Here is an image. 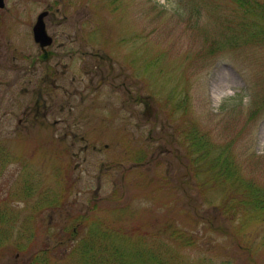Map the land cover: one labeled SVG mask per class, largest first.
<instances>
[{"label": "rangeland", "instance_id": "1", "mask_svg": "<svg viewBox=\"0 0 264 264\" xmlns=\"http://www.w3.org/2000/svg\"><path fill=\"white\" fill-rule=\"evenodd\" d=\"M49 7V33L64 25L71 38L103 48L118 69L137 80L140 96L150 98L151 109L141 102L137 122L126 120L120 97L113 108L108 106L103 145H110L104 160L111 170L103 176L59 174L51 121L32 137L25 130L14 131L15 121L0 124V142L6 145L0 155V204L16 207L21 222L40 228L34 250L44 246L48 226L63 234L70 222L67 227L75 226L82 237L84 225L78 221L89 210L129 235L157 234L167 224L174 225L168 234L176 226L184 229L197 242L181 250L180 264H264V220L242 224L217 212L220 195L207 202L204 189L195 188L181 139L193 123L218 143L236 140L238 155H264V109L251 122L246 105L264 83V48L208 53L211 40L220 41L226 27L239 22L235 2L6 0L0 9V43L11 39L13 46L24 48L25 35ZM238 95L244 96L245 106L233 115L230 98ZM61 159L64 164L71 160ZM138 163L145 166L125 171ZM27 190L34 195L24 198ZM55 194L61 199L57 211L41 215L36 206L51 203ZM16 254L20 252L4 254L0 264L26 259L17 260Z\"/></svg>", "mask_w": 264, "mask_h": 264}, {"label": "trees", "instance_id": "2", "mask_svg": "<svg viewBox=\"0 0 264 264\" xmlns=\"http://www.w3.org/2000/svg\"><path fill=\"white\" fill-rule=\"evenodd\" d=\"M233 1L239 10L237 13L241 14H237L240 20L226 27L220 41L211 40L208 48L211 55L226 50L238 52L254 47L264 48V0ZM230 101L235 103L230 111L233 115L245 106L244 96L238 95ZM225 104L220 107L222 110ZM246 105L248 121L252 122L264 109V83L260 91L252 93ZM181 139H184L188 169L195 188L198 192L204 189L207 202L208 198L214 200L215 195H220L217 212L233 222L240 220L242 224L260 221L261 218L264 220V155L246 152L238 155L236 140L218 143L193 123ZM0 155H4L2 149ZM32 190H27L23 197H32ZM55 196L51 203L43 201L46 204L36 206L41 215L46 211H57L61 199L59 194ZM66 216L70 217L69 211H66ZM83 217H86L87 223L82 237L75 233L73 226L66 225L61 230L63 234H57L53 231L55 227L48 226L44 246L34 250L36 232L38 234L40 228L31 227L30 221L21 222L16 207L0 204V258L7 253L20 252L16 254L17 260L20 256L26 257L21 264H180L181 250L197 242L193 235H188L178 226L168 234L173 224L165 225L157 234L129 235L112 222L98 219L95 214H84ZM151 238L153 241L149 242ZM52 240L54 244H51ZM179 241L184 244L179 245Z\"/></svg>", "mask_w": 264, "mask_h": 264}, {"label": "flooded vegetation", "instance_id": "3", "mask_svg": "<svg viewBox=\"0 0 264 264\" xmlns=\"http://www.w3.org/2000/svg\"><path fill=\"white\" fill-rule=\"evenodd\" d=\"M50 9L45 17L47 30L53 16ZM63 28L50 34L53 41L45 47L35 41L33 26L25 35L29 43L24 41V48L13 46L11 39L0 43V124L15 121L14 131L22 129L32 137L51 121L59 174L103 176L111 170L104 160L110 145H103L107 126L103 115L108 106L113 108L120 97L121 112L129 115L126 120L138 122L139 105L144 102L150 112V98L145 101L140 96L137 80L126 75L124 68L118 69L103 48L79 42ZM61 157L71 160L64 164ZM144 166L134 164L125 171Z\"/></svg>", "mask_w": 264, "mask_h": 264}, {"label": "water", "instance_id": "4", "mask_svg": "<svg viewBox=\"0 0 264 264\" xmlns=\"http://www.w3.org/2000/svg\"><path fill=\"white\" fill-rule=\"evenodd\" d=\"M4 7H5V0H0V8H4ZM45 15H46V12H43L42 14H40L34 26L35 40L37 42H40L44 47L51 44L52 42V39L49 37L46 31L45 22H44Z\"/></svg>", "mask_w": 264, "mask_h": 264}]
</instances>
